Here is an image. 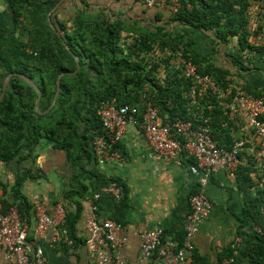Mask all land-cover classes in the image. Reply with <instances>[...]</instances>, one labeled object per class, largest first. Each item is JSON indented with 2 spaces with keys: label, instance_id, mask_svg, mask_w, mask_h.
I'll return each mask as SVG.
<instances>
[{
  "label": "trees",
  "instance_id": "1",
  "mask_svg": "<svg viewBox=\"0 0 264 264\" xmlns=\"http://www.w3.org/2000/svg\"><path fill=\"white\" fill-rule=\"evenodd\" d=\"M58 1L8 0L19 32L6 35L0 28V91L8 74H22L38 86L39 111L44 112L55 94L57 76L65 74L56 102L45 115L34 110L35 91L17 77L10 80L0 101V162L9 163L23 151L32 153L47 144L68 153H89V134L101 130L96 110L100 103L111 101L137 108L151 103L164 125L170 126L177 120L204 124L219 147L228 149L239 141L225 146L215 132V124H219L214 123L215 118L224 117L219 104H229V97L237 94L263 99L264 95L251 94V89L245 87L236 90L228 79L229 71L215 67L194 49L193 35L209 33L224 44L235 39L232 63L238 72L245 71L256 54L264 55L262 45L249 41L255 35L264 44L262 26L252 32L247 29L252 8L255 11L257 7L264 19V4L260 0H184L176 14H166L167 20L163 19L165 13L155 11L154 20L147 26H140L129 17L117 19L105 10L93 12L88 0H79L86 9L78 10L67 21H56L62 40L79 58L80 68L74 75L67 74L76 68L73 55L47 21ZM132 1L142 4V0ZM55 16L54 12L50 15L51 22ZM161 21L166 25L157 23ZM182 61L194 65L198 74L210 77L228 97L218 100L205 86H195L186 77ZM159 72H163L162 79L157 76ZM25 178L26 175L17 176L11 188L13 196L19 199L17 213L21 220V207L30 208L20 194ZM243 180L245 214L261 231V235H255L249 253L253 264H264V191L250 195L255 184L247 175ZM110 181L118 185L115 180ZM0 187L4 189L1 182ZM72 194L77 193L69 191L65 196ZM9 209L10 205L1 201L0 213ZM75 219V215L65 211L64 227L68 234L72 233ZM183 237L184 232L177 241L180 243ZM231 253L226 257H231Z\"/></svg>",
  "mask_w": 264,
  "mask_h": 264
},
{
  "label": "crops",
  "instance_id": "2",
  "mask_svg": "<svg viewBox=\"0 0 264 264\" xmlns=\"http://www.w3.org/2000/svg\"><path fill=\"white\" fill-rule=\"evenodd\" d=\"M87 3L93 12L105 10L117 19L129 17L140 26L152 23L155 11L165 13V20L169 15L160 9H147L132 0H88ZM8 5V0H0V28L6 35H17L19 24L16 25ZM83 9L86 6L79 0H62L53 11L56 16L52 24L57 30L59 25L56 21H67ZM251 10L247 29L252 32L261 25L264 32V19L258 8ZM157 23L165 24L162 21ZM193 36L194 49L207 57L215 67L229 71L231 75L228 79L236 90H244L245 87L251 89V94L264 95V55L256 54L252 62L246 64V70L238 72L231 58V54L236 52L235 39L224 44L214 40L209 33H195ZM249 41L264 47L260 37L255 35ZM157 76L162 79L163 72ZM219 108L224 117L215 118L214 123H219L215 124V132L225 146L239 140L244 142V148L238 171L228 173L218 170L205 185L204 191L212 208L200 222L193 241V264H220L230 252L241 264H253L249 250L258 234L255 232L257 226L245 214L243 176L247 175L255 184L250 195L264 191V142L257 137L242 114L232 111L228 103L221 101ZM93 133L91 131L89 134L86 147L89 153H68L47 144L32 153L23 151L9 163L0 162V182L4 186V189L0 187V207L1 201H4L10 208H18L19 199L13 196L11 188L17 176L26 175L20 194L30 208L25 210L22 206L21 209L27 225V243L32 250V259L34 251L39 248L44 264H94L88 255L86 229L87 218L92 212L90 200L108 180L113 179L121 188L122 198L116 200L110 195L100 194L95 202L97 220L108 219L119 227V235L125 237L126 242L118 249L127 264H149L140 255V235L159 227L164 232L163 241H177L182 236L189 198L199 189L200 173L196 170L195 161L184 153L173 161L158 158L139 128L129 126L123 139L113 146L120 155V161L100 166L90 149ZM69 191L78 195L65 196ZM58 203L67 213L76 216L72 233L67 232L70 244L64 241L53 244L50 231L37 236L34 234L35 206L41 205L46 213L51 214ZM236 239H239V243L232 247ZM5 263L4 254L0 252V264Z\"/></svg>",
  "mask_w": 264,
  "mask_h": 264
},
{
  "label": "built area",
  "instance_id": "3",
  "mask_svg": "<svg viewBox=\"0 0 264 264\" xmlns=\"http://www.w3.org/2000/svg\"><path fill=\"white\" fill-rule=\"evenodd\" d=\"M184 0H142L147 9H160L171 15L176 14ZM264 4V0H260ZM184 73L196 84L205 86L218 99L224 100L227 94L222 92L208 76L198 74L194 65L184 63ZM230 98L229 107L243 115L255 134L264 140V99L242 94ZM101 130L94 132L91 141V153L95 162L103 166L108 162L120 161L114 145L119 143L129 126L138 127L154 155L165 161H173L182 153L192 158L196 170L200 173L199 189L189 198V209L184 215V237L179 243L176 240L163 241L164 232L154 227L140 235V255L149 264H193L194 239L199 224L204 220L212 203L205 194L204 188L208 179L218 170L235 173L240 165L239 152L244 147L238 141L230 148L219 147L212 138L210 129L204 124L194 125L191 121L177 120L164 125L158 115V109L151 103L142 108L128 105H117L114 101L102 102L96 110ZM206 123V119L203 120ZM100 194H107L116 200L122 198L121 189L110 181L95 194L91 202V214L86 221L88 233V255L94 264H127L118 247L126 238L120 237L119 227L111 220L99 222L95 214V202ZM34 234L51 232L53 244L64 241L71 243L64 227L65 210L58 203L51 214L46 213L41 205L34 208ZM255 232L261 235L259 228ZM236 239L232 247L237 246ZM0 252L4 254L5 264H44L42 251L36 248L32 259V250L27 243V225L18 216L16 208L0 213ZM220 264H240L234 257H225Z\"/></svg>",
  "mask_w": 264,
  "mask_h": 264
},
{
  "label": "water",
  "instance_id": "4",
  "mask_svg": "<svg viewBox=\"0 0 264 264\" xmlns=\"http://www.w3.org/2000/svg\"><path fill=\"white\" fill-rule=\"evenodd\" d=\"M62 0H60L55 6H53V8L50 10V12L48 13L47 15V21H48V24H49V27L51 28V30L53 31V33L59 38L61 39L62 41V44L64 46V48L70 53L72 54V51L70 50V48L67 47L66 43L64 42V40H62V36L61 34L55 29L54 25L52 24L51 22V19H50V15L51 13L55 10L56 6L59 5V3L61 2ZM73 55V54H72ZM73 58L76 62V68L73 72H69L67 74L69 75H74L78 72V69L80 68V63H79V58L76 57L75 55H73ZM65 73H60L57 78H56V91H55V94L53 96V99L49 105V107L44 111V112H40L39 111V102H40V90L38 88V86L36 85V83L32 80H30L29 78H27L26 76L22 75V74H19V73H10L8 74L3 83H2V87H1V91H0V101L1 99L3 98L4 94H5V91L7 89V87L9 86V83H10V80L13 78V77H17L19 80L25 82V84H27L28 86H30L36 93V100H35V103H34V109H35V112L38 113V114H41V115H45L47 114L51 109L52 107L54 106L55 102H56V99L60 93V83H61V78L62 76L64 75Z\"/></svg>",
  "mask_w": 264,
  "mask_h": 264
},
{
  "label": "rangeland",
  "instance_id": "5",
  "mask_svg": "<svg viewBox=\"0 0 264 264\" xmlns=\"http://www.w3.org/2000/svg\"><path fill=\"white\" fill-rule=\"evenodd\" d=\"M35 110V109H34Z\"/></svg>",
  "mask_w": 264,
  "mask_h": 264
}]
</instances>
